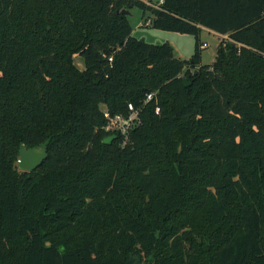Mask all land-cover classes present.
Wrapping results in <instances>:
<instances>
[{
  "label": "trees",
  "instance_id": "trees-1",
  "mask_svg": "<svg viewBox=\"0 0 264 264\" xmlns=\"http://www.w3.org/2000/svg\"><path fill=\"white\" fill-rule=\"evenodd\" d=\"M134 7L193 35L191 59L134 36ZM130 104L123 144L104 112ZM22 147L49 156L26 172ZM143 255L264 264V0H0V264Z\"/></svg>",
  "mask_w": 264,
  "mask_h": 264
},
{
  "label": "rangeland",
  "instance_id": "rangeland-1",
  "mask_svg": "<svg viewBox=\"0 0 264 264\" xmlns=\"http://www.w3.org/2000/svg\"><path fill=\"white\" fill-rule=\"evenodd\" d=\"M149 1V0H146ZM157 1V0H155ZM130 23L134 27L133 35L144 40L147 43L159 44L170 43L174 47L175 55L181 60H190L195 52V37L190 34H181L171 31L158 30L152 26L154 20V14L150 11L144 14V12L134 7L131 9ZM201 42L207 45L202 47L201 60L205 65L213 64L216 61L217 51L222 39L214 32L203 29L200 35ZM224 39H228L227 36ZM76 63L81 69L85 68V63L82 59L76 57ZM192 71H195L193 66H190ZM149 258L145 255L137 256L132 259V264H149Z\"/></svg>",
  "mask_w": 264,
  "mask_h": 264
},
{
  "label": "built area",
  "instance_id": "built-area-1",
  "mask_svg": "<svg viewBox=\"0 0 264 264\" xmlns=\"http://www.w3.org/2000/svg\"><path fill=\"white\" fill-rule=\"evenodd\" d=\"M164 0H161L163 3ZM207 45V44H205ZM153 94L148 95V102L153 98ZM160 108L156 109V113H159ZM104 115L108 119V125L106 131L114 134H119L123 137V144H126L129 140L131 131L136 126H139L142 122L140 110H138L134 104L128 106V115L116 114L111 115L109 111H105Z\"/></svg>",
  "mask_w": 264,
  "mask_h": 264
},
{
  "label": "water",
  "instance_id": "water-1",
  "mask_svg": "<svg viewBox=\"0 0 264 264\" xmlns=\"http://www.w3.org/2000/svg\"><path fill=\"white\" fill-rule=\"evenodd\" d=\"M122 12L129 16L131 14V10H123ZM142 42H144L143 39ZM114 138L115 137H109L106 139V142H110ZM19 152L20 159L18 161V167L19 169L26 172L37 170V168L41 166L49 156L48 151H46V149L43 147L29 149L22 147Z\"/></svg>",
  "mask_w": 264,
  "mask_h": 264
},
{
  "label": "crops",
  "instance_id": "crops-1",
  "mask_svg": "<svg viewBox=\"0 0 264 264\" xmlns=\"http://www.w3.org/2000/svg\"><path fill=\"white\" fill-rule=\"evenodd\" d=\"M219 35V34H218ZM220 36V35H219Z\"/></svg>",
  "mask_w": 264,
  "mask_h": 264
}]
</instances>
